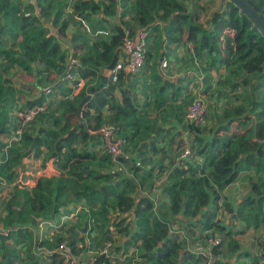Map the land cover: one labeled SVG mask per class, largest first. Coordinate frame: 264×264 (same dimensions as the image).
<instances>
[{"label":"trees","instance_id":"16d2710c","mask_svg":"<svg viewBox=\"0 0 264 264\" xmlns=\"http://www.w3.org/2000/svg\"><path fill=\"white\" fill-rule=\"evenodd\" d=\"M223 1L222 8L213 11L203 26L198 22V11L189 10L183 0H121L120 24L109 27L110 31L105 36L97 34L99 31H95L97 27L89 17L101 6L105 16L117 15V0H82L72 4V14L87 21L91 34H97L90 36L88 33V36L84 33L86 38L81 47L85 52L80 57V66L76 68L81 78H89L95 85L87 91L81 90L72 99L61 101L59 115L48 117L47 110L37 116L22 130L19 140L8 148L3 140L16 129L9 128V116L5 113L13 93V81L7 75V69L18 65L31 73L32 63L38 62L43 66L40 73H44L47 79L51 75L56 78L64 71L67 52L62 50L60 42L49 34L36 15H20L17 7L7 11L10 0L0 2V9L2 4H6L5 16L10 19L11 26L19 30L14 40L20 37L9 46L0 39V184L1 180L13 182L15 168L22 159L30 154L38 156L42 149H45L43 165L51 161L59 170L55 183L52 182L53 177L40 178L31 191L14 185V191L5 204L9 219L3 225V229L9 228L10 231L7 234L0 231V264H65L64 258L57 253L42 256L34 251V247L53 249L61 242H67L80 264H110L111 258L105 254L96 253L90 263L80 257L83 252H94L86 242L87 233H82V228L79 229V238L69 234L66 240L56 237L51 241H36L32 228L37 225V219L54 221L60 218V209L69 203L68 196L82 200L83 209L78 215L86 213L89 225L92 214L95 217L92 222L94 229L107 242L121 241L114 248L115 256L127 254L126 250L135 246L138 253L135 261L139 259L137 262L142 264H201L203 257L191 252L188 243L203 238L199 234L206 230L216 233L215 227L227 232L215 221L222 198L221 190L234 183L244 172H251L250 192L241 197L235 206L223 200V207L229 215H236L232 221L237 220L244 229L264 230V35L234 3ZM247 1L264 18V0ZM45 11L41 8L43 14ZM126 17H130L136 27H149L150 31L153 26L159 29L155 24L162 25L169 42H179L183 38L189 44L191 59L199 61L205 71L223 69L226 72L224 85L234 88L243 85L237 96L239 102L219 112V125L207 140L200 134V127L184 121L185 112L183 117L176 114L182 130L194 136L191 147L193 151L196 149L194 153L202 160L199 164L194 162V165L185 160L169 162L173 166L169 173L171 181L161 189L168 197V215L160 214L162 206L155 210L151 200L140 193L145 183L150 186L148 191L151 192L153 178L168 170L167 166L157 164L143 170L134 164L130 168L132 176L121 170L103 171L112 165L113 160L100 149L99 127L104 123L113 124L127 142L137 144L138 131L133 128L142 120L128 96L124 95L121 101L116 98L119 79L112 81L102 74V69L111 68L118 59L123 28L133 29ZM5 24L0 23L1 30L5 29ZM52 24L57 25L58 21L54 20ZM66 26V21L61 22L58 31L63 34ZM80 37L78 35V41ZM13 46H18L20 54L14 52ZM243 78L247 82L240 84ZM153 79L158 104L168 98L174 100L182 93V86L177 83L166 80L159 84L162 78L155 73ZM87 95L91 97L80 113L84 126L80 123L77 108ZM45 96L41 94L27 105L45 101ZM185 98L188 99V96ZM196 140L198 144L195 146ZM96 144L99 149H95ZM118 161L130 162L123 156ZM176 222L184 224L182 231L188 234L187 240L171 232ZM19 226L25 228L17 229ZM235 247L238 248L237 245ZM211 251L213 264L229 263V260L220 258L222 242L212 247ZM239 255L252 257L251 264L264 260V252L260 256L244 252ZM236 259L238 257L235 256Z\"/></svg>","mask_w":264,"mask_h":264},{"label":"rangeland","instance_id":"374dc122","mask_svg":"<svg viewBox=\"0 0 264 264\" xmlns=\"http://www.w3.org/2000/svg\"><path fill=\"white\" fill-rule=\"evenodd\" d=\"M4 0H0V2H2ZM29 1L31 0H10V3L6 6L7 11L11 8V7H17L19 14L20 15H25V11L28 14H33L34 11L31 10L30 5L32 3H29ZM96 1V0H95ZM187 6L189 8L195 9L198 11L199 15H200V19H199V23L203 26H205V22L208 18H206V16H210V14L217 10V9H221L222 6L224 5V1L223 0H183ZM75 2H82V0H74L73 4ZM121 2V0H120ZM119 2V3H120ZM42 3V5H41ZM41 8H44L46 11V15L42 16L44 17V20H40L42 22V24L45 26L47 24V21L45 20H49V16L51 15V10H52V6H51V0H41ZM61 3L58 2V4ZM71 2H69L70 4ZM121 4V3H120ZM6 4H2L1 5V9H0V23H3L6 25L5 29H0V39L5 40L7 46L11 45L14 41L16 42V40L18 41L20 39V37H17L16 40H14V35L15 33H19V30L16 27L11 26L10 24V19L8 17H6V8H5ZM50 5V6H48ZM73 5H71V12L73 13ZM25 8V9H23ZM41 12V11H40ZM53 12V11H52ZM76 16V15H75ZM63 22V21H61ZM58 23L57 24V28L59 27V25L61 24ZM87 24V22H86ZM117 24V23H116ZM88 25V24H87ZM46 27V26H45ZM108 30H110V28H107ZM81 32V31H79ZM77 35L81 36L80 40L78 42H80L81 45H83L84 43V35L83 33H77ZM161 35V33H160ZM159 33L156 31L150 32V38H153V41L155 42V40H158V42H161L162 40L159 38ZM14 52L17 54H20V50L18 48V46H13ZM80 50L81 46H80ZM75 51V50H74ZM72 51L70 52V55L68 56L67 61L69 60L70 57H74L78 63H80V57L82 56V52L84 51ZM147 50V52L149 53L150 57H151V51ZM148 55V54H147ZM0 56V63L2 62ZM20 57H24L23 55H20ZM33 64V63H32ZM37 65V69H36V73L34 72L33 68H32V72L30 73V71L28 70H24L23 68H21L18 65H13L12 67H9L7 69V75L10 76L12 78V85H14L13 88H17V86H19L20 84H25L23 83L24 81L27 80H31V78H33V85H30L31 87L29 88H20L21 90L19 91V93L17 95H19V104L15 107H11L9 108L11 104L15 103L12 102L10 100H8L7 105L8 108L5 109V113L8 116H12L14 117L13 114H15V112L19 109L22 108L23 106H25L26 104V100L24 101V99L30 98V100H35L37 99L41 94H44V89L49 86L52 85L56 82V80L58 79V77L54 78L52 77V75L50 76V79H47V77L45 76L44 73H40L39 71L43 70V66L42 69L39 70L38 69V64ZM148 67V66H147ZM145 68V66H144ZM144 68L141 70L142 73H144ZM200 68V67H199ZM0 69H2V67H0ZM140 71V72H141ZM183 71V67L182 65L178 64V62H171V64H169V67L166 70V74L167 72L171 73V74H178L180 72ZM4 72V71H3ZM2 72V73H3ZM201 72V74L199 73ZM199 75L203 76L206 80V84H202V87H196L193 90H191V93L188 94V99L183 97L181 99H179V103L181 104L180 106H178V108H182L184 107L182 110L185 111L187 105L189 104V102H191V100L194 97H201L204 102L206 103L207 106V114L205 117V122L203 123V125L200 127L201 128V135L203 137L204 140H207L210 138L211 134H212V130L217 128L219 125V120H218V116H219V112L228 106H232L236 103L239 102V99H237L238 93H240L243 89V85H240V87L238 88H234L232 85H224L223 83V78L226 75V72L223 69H220L219 71H214V72H208L205 71L204 67H201L199 69ZM61 76V75H60ZM199 76V77H200ZM34 77H36V80L34 79ZM197 81H199L197 79ZM234 80L230 83L233 84ZM240 84H244L245 82H247V79L243 78L240 80ZM94 85V82L89 81L88 83H85L83 86V89L87 90L89 89L91 86ZM45 95V94H44ZM47 95V94H46ZM186 94L184 93L185 96ZM50 94L48 95L49 98ZM35 98V99H34ZM131 101V100H130ZM132 103V101H131ZM62 111V106H61V101H59L58 99H56L54 102L52 101V104L49 106V109L47 111L48 117L52 114L53 116H57L60 114V112ZM13 122V121H11ZM37 125L39 124V121L36 122ZM11 125H13V123H11ZM16 124L14 125V127H11V130L15 129ZM129 131V130H128ZM127 133L128 132H124ZM151 132L148 131H138V137H137V144L139 143H147V140H150L151 138ZM168 138L169 141H172L173 143V147L169 148V153H171V155L173 156V159L175 160L174 163H176V160L180 161V156L181 153L183 151L184 148V144L183 141L181 140L180 134L178 133H173V132H169V135H166L164 138ZM190 138L194 139V136L190 133ZM166 138V139H167ZM165 139V146L166 147L168 144V140L166 141ZM173 139V140H172ZM191 139V140H192ZM3 140V139H2ZM6 140V139H5ZM188 140V139H187ZM4 141V140H3ZM188 144H191V142H188ZM196 143L198 144L197 140L195 141V146ZM137 144H135L134 146H136ZM132 146V145H131ZM95 149H99L98 144L95 145ZM126 151L127 150L126 148ZM193 151V150H192ZM194 152L196 153V149H194ZM127 153V152H126ZM195 155V157L197 158L198 156ZM42 154V153H41ZM32 156H30V161L20 164V166L18 165L15 170H16V178L13 182L8 183V182H4L3 180H1L2 184H0V227L3 228L4 223L7 222V220L9 219L6 211H5V204L7 199L10 197V195L12 194V192L14 191V185H18L19 188L22 189H26L28 191H31L32 188H34V186L36 185L37 180H39L40 178H52V182L55 183L56 179H57V175H59V170H57L53 164L49 161L46 162L45 165H43V155H38L35 156L33 154H30ZM128 155V154H126ZM199 159H196V163L199 164L202 160V157L199 156ZM126 160H130V158L126 159ZM157 160V159H156ZM181 162V161H180ZM120 163L118 160L117 161H112V165L107 167L106 169H103V171H111V172H116L119 168H121V163H123V166L126 170H128L129 172L131 171L130 168L131 166H133L136 163H132L131 160L129 163H125V162H121ZM183 163V162H182ZM133 164V165H130ZM161 164V163H159ZM165 166L168 167V170L164 171L162 174H159V178L157 181L154 182V186L152 187V189L154 187H157L160 189L164 188V186L168 183H170V172L173 169V166L171 167L169 163L164 164ZM175 166V165H174ZM251 176V172H244L242 173L238 179L232 183L231 185H229L228 187L224 188L223 190H221V195L222 198L219 201V210L217 211L216 217H215V221L218 222V224L220 226H224L226 231H229V235L227 234V232H221V230H219L217 227H215V229L217 230L219 236H221L222 238V253L220 255V258H222L223 260H231L233 259L236 255V257H238V259H234L233 262L228 261V264H234L235 262L238 263H245V264H251V262H253L251 260L252 257L249 258L248 261H244V259H242L241 255L239 254H243L244 253H249L250 255H261L264 252V230L262 228L260 229H244L243 225L239 222V223H235L234 221H232V216L231 214L229 215V213L227 211H225L224 207H223V200H226L227 202H229L232 206H235L237 201L247 195L250 192V177ZM146 189L144 190V192H149L148 189H150V186L146 185L145 187ZM53 189V187L51 188ZM161 191V190H160ZM164 200H162V207L160 210V214H166L168 215L167 212V204H168V197L166 195H164ZM68 201L69 203L62 207L60 209L61 213L67 212L68 213L71 212V209L76 208L77 206L81 207V209H83L82 206V200H77L72 196H68ZM85 211V208H84ZM86 212V211H85ZM90 216V215H89ZM168 217V216H167ZM95 218L92 214H91V224L87 225L88 228L86 227L85 231H82V233H87L85 239L87 241L88 244H90L91 249H93L95 252L98 253V251L100 250H105L108 254L110 252H112V255L109 254L110 256H114V248L117 244H119L120 242H118V240L115 243L110 244L109 242H107L104 239V236L100 235L96 229H94V224L92 223L94 221ZM52 221V220H51ZM86 223V213H81L76 217H72L71 220L68 221V223L59 231L60 233H64V234H60L59 238H62L60 240H66L68 236L67 234L73 235L74 237H78L79 238V229L85 227ZM174 226L178 229L181 230V232H183V234L185 236H188V234L186 233V231H182L184 229L183 226L184 224H180L178 222H176L174 224ZM59 230V229H58ZM44 232L46 233V235L50 232L47 227L44 229ZM216 232V233H217ZM224 233V234H223ZM203 234H199L200 237H202ZM121 239V238H120ZM238 246V248H236L235 246ZM135 246L129 247L128 250H126V252L128 253V255L130 254L129 257L125 258L124 260H122V254H118V257L114 259V261H110V264H142L140 261L137 262L139 259L135 258L138 257V253L136 251H134ZM239 249V250H238ZM131 251V252H130ZM238 251V252H237ZM136 253V255H135ZM239 255V256H238ZM42 259H44V257H41ZM47 260V259H46ZM122 260V261H121ZM264 261V260H263ZM263 261H259L257 264H263ZM44 264H47L44 263Z\"/></svg>","mask_w":264,"mask_h":264},{"label":"crops","instance_id":"0c3cea01","mask_svg":"<svg viewBox=\"0 0 264 264\" xmlns=\"http://www.w3.org/2000/svg\"><path fill=\"white\" fill-rule=\"evenodd\" d=\"M60 1H61V3L58 4V2H60ZM117 1H118V8H117L118 14L117 15L105 16V14L103 13V7L102 6L98 12L90 15L89 20H91V21L93 20L94 27L95 26L97 27L95 31H99V32H97V34L105 36L110 31L107 28L113 27L117 24H120L119 13L122 10H121V6L119 5L120 0H117ZM69 2H71V3L69 4ZM73 2H74V0H51V6H52L51 15L48 17L49 20H45V21H47V24L45 26L49 30V34L55 36L56 39L60 42L62 50L67 52L66 57H65L66 62H67L68 56L70 55V52H72L74 50L78 51V52L79 51L85 52V50L82 47H81V49H83V50H80L81 44H80V42H78L77 33L82 32L84 36H85L84 33H86L87 35H88V33L89 34L91 33L90 31L89 32L87 31V30H91L90 24L87 21L80 19L78 16H75L72 14L70 6L73 4ZM29 3H32L31 4V6L33 7L32 11H34V13L32 15H36L40 20L43 21L44 17H42V16L46 15V13L43 14L42 12H40L41 11V5H42L41 0H31V1H29ZM40 3H41V5H40ZM23 9H25V8H23ZM188 9L191 10L192 8L188 7ZM26 11H25V15L28 14ZM57 14H59L58 17H56ZM206 18H209V17L206 16ZM101 19H104V20L97 24L96 22H98ZM199 19H200V17H199ZM54 20L58 21V23H60L61 21L67 22V26L64 29L63 34L58 31L57 25L52 24V21H54ZM125 20L129 21L131 27L136 28V25L134 24V22H132L130 17H126ZM86 22L88 25L86 24ZM155 26H157L159 29L156 30V28L154 29V26H153L152 30L158 32L159 35L161 33L159 38L162 41L158 42V40H159L158 39V40H155V42H154L153 38H150V34H149L146 52H147V50H150L151 52L150 51L149 52L151 53V57H150L149 53L147 52L148 55L146 54L145 64H144L145 68L143 67L144 73H142V71H141L138 74H136L135 76H129V75L122 74L118 80V87L115 90V96L118 100L121 101L124 95L128 96L129 100L132 101L133 106L137 109L139 114L142 116V120L138 121V124H136L133 129H135L136 131H145L146 130V131L152 133L151 138H150V140H147V143H143V144L139 143L136 146H134L135 145L134 143L130 144L129 142H127V145L124 148L123 157H125V159L130 158L132 163H136V165L141 166L143 168V170H149L152 165H157L159 163L164 165L166 163H169L170 161L175 162V160L173 159V156L171 155V153H169V150H168L169 148L173 147V144H172L173 142L168 140L169 137L168 138L166 137L167 139L164 137L166 135H169V132H173V133L180 134L181 140L183 138L182 134L185 131L182 130L181 124L178 122L176 114L177 115L180 114L179 116H182L184 114V112L186 111V109H185V111H183L182 109L184 107H182L181 109L178 108V106L181 105L178 100L183 98V97H187L188 94L191 93V90H193L194 88L202 87L203 83L206 84L205 78L203 76L199 75V73L201 74V72H199V69L201 67H203V65L199 64V61L197 62V60L191 59L190 52H189V44L186 43L183 40V38L179 42H169L167 40V38H165L163 26L158 25V24H155ZM99 28H104V30L99 29ZM152 30L150 32H152ZM79 31H81V32H79ZM97 34H94V36ZM90 36H92V35L90 34ZM84 52H82V53L84 54ZM21 58L24 59V57H21ZM162 59H166L168 61L167 68L169 67V64H171V62L173 61V62H178V64L182 65L183 71L178 73V74H171L169 72H167V74H166L167 68H165V69L160 68V62ZM36 64H38L39 70L42 69V66H41L42 64H40L38 62L33 63L32 68H33L35 73H36V69H37ZM78 66H80V64ZM76 68L74 70V72L76 73V80L75 81H72V80L58 81V79L60 78V76H59L58 79L56 80V82L53 84L49 98H48L49 94H47L45 96L46 100L48 101L49 106L52 104V101L54 102L56 99H58L59 101L67 100V99H65V96L69 92L73 93V97L76 96L81 90H85V89H83V86L85 83L92 81L89 78H87V79L81 78L80 75H78ZM107 70H108V68L102 69V71H103L102 74L107 76V74L105 73V72H107ZM209 72H214V71H209ZM154 73L159 75L162 78L159 84H162V82H165L167 80V81L173 82L175 84L177 83V84L181 85L182 86V93L180 94V96H178L174 100H171L170 98H168L166 100H162V103L158 104L157 101L155 100L156 85H155V82L153 79ZM34 79L36 80V77H34ZM197 79L199 81H197ZM32 82H33V78H31V80L29 79L27 81H24L23 83H25V84H22V85L20 84L19 86H17V88H13L14 85H12L13 93L9 97V100L12 102H15V103L9 105L10 107H13V106L16 107L20 103L19 102L20 100L18 98L19 95H17L19 93V91L21 90L20 88H29V87H31L30 85L34 84ZM76 82H78V83L76 86H74V84ZM94 85H95V83H94ZM184 93L187 96H182V95H184ZM24 101L26 102L25 103L26 105L23 106L22 108L27 107L28 102L32 101V100H30V98H28V100L24 99ZM106 113H107V111H106ZM8 115H10V114H8ZM13 115H14V117H12V116L8 117L7 125L10 126L9 128L11 129V127H14V125L16 124L15 129H17L18 120H17L15 114H13ZM11 121H13V122H11ZM11 123H13V125H11ZM7 138H4V141ZM165 139H166V141L168 140V143H167L168 145L166 147H164L166 144ZM126 148L129 151H126ZM157 149L160 151L157 152ZM44 152H45V149H42V152H41L42 154L40 153V155H44ZM126 154H128V155H126ZM30 156H32V155H28L27 157H24L20 164L29 162ZM130 160H128V161H130ZM177 161L178 160H176V162ZM194 161H195V159H194ZM120 163H118V164H120ZM130 165H133V164H130ZM118 170L123 171L128 176H132V172H129L128 170H126L123 166V163H121V168H119ZM159 176L156 178L155 177L153 178L152 186H154V182L158 180ZM146 185H148V184L145 183L144 187H142L143 190L146 189L145 188ZM157 189L159 190V188H157ZM161 195H162V199H160L161 204L159 206H162V203H163L162 200H164V197H165L162 192H161ZM78 207L79 206H77L76 208H78ZM75 209H73L72 212ZM72 212L62 213L61 217L58 218L57 220H54V221L48 220V221H51L54 224L58 223V221H60L62 216H64L65 214L69 215ZM76 216H78V213ZM71 219L72 218L67 219L64 222L63 226H61L59 228L54 227V225L51 227L46 226L47 229L50 231L47 235L44 232L46 239L51 241V240L55 239L56 237H59L60 234L61 235L64 234V233L59 234V231ZM234 222L239 223L237 220H235ZM0 228H2V227H0ZM87 228H88V226H87ZM67 235H69V234H67ZM102 251H105V250H102ZM96 253L97 252H95V251L94 252L88 251L86 253L83 252L80 254V257L83 258V260L85 262L90 263L92 260V257ZM106 254L112 255V252H110L109 254L106 252ZM234 256H236V255H234ZM110 257L112 258V261H114V259L117 258L118 256L114 255V256H110ZM241 258L244 259V261H248L250 257H245V258L241 257ZM234 259H235V257L229 261L233 262ZM234 264H237V262H235Z\"/></svg>","mask_w":264,"mask_h":264},{"label":"built area","instance_id":"2783aa9c","mask_svg":"<svg viewBox=\"0 0 264 264\" xmlns=\"http://www.w3.org/2000/svg\"><path fill=\"white\" fill-rule=\"evenodd\" d=\"M122 10V9H121ZM89 32V30H87ZM91 34V33H90ZM150 34V28L148 27H136V28H123V38H122V46L121 52L118 56V59L114 63V65L105 72L108 77L111 78L112 81H116L120 78L122 74L135 76L138 74L144 67L145 58H146V49L148 45V38ZM92 36L94 34H91ZM78 61L74 57H70L69 60L64 65V71L61 74L58 81L63 80H76V73L74 72L75 68L79 65ZM168 66V61L166 59H162L160 62V68L165 69ZM103 73V71H102ZM78 82L74 84L77 85ZM52 85L47 86L44 89V94H50ZM73 93L69 92L66 94L65 99H72ZM48 101H42L40 103L33 104L31 106H27L24 108H19L15 112V116L18 120V128L15 132H13L9 138H7L5 142V147L8 148L11 146L13 142H16L20 138V134L22 130L30 124L37 116L46 112L48 110ZM207 114V106L204 100L201 97H194L191 102L187 105L184 121L190 125L201 127L205 122V117ZM97 134L99 137V146L105 153L111 156L113 161H117L120 157L124 155V148L127 144L126 138L120 136L118 133V129L115 125L110 123L102 124L97 130ZM183 144L184 148L180 156V160H185L194 165L196 162V158L194 155V151H192L190 133L185 131L183 134ZM188 139V140H187ZM195 159V161H194ZM140 193L145 197L149 198L153 203L154 209L156 210L161 204L160 199H162L161 192L157 189V187L153 188L151 192H144V190L140 189ZM81 207L76 208L71 214L64 215L58 221V223H53L48 220L37 219V225L32 228L34 231L35 239L37 242H41L43 239H46L44 234V228L46 226L61 227L67 219L72 217H76L77 213H79ZM29 227V226H28ZM25 228V226H19L17 229ZM0 231L4 234H7L10 229L0 228ZM171 232L177 233L181 239H186V237L178 230L174 225H172ZM203 238L197 239L193 243H188V249L194 254L201 255L203 257V261L201 264H213V255H212V247L221 244L222 238L217 235V233H213L210 231L203 232ZM34 251L42 256H48L53 253H57L64 258L65 264H80L78 258L74 255L71 247L67 244V242H61L56 245L53 249L34 247ZM134 251L137 252L136 249ZM131 252V251H130ZM98 254H106V251H100ZM136 255V253H135ZM130 254L122 255V259L129 257ZM101 264H105L102 262Z\"/></svg>","mask_w":264,"mask_h":264},{"label":"water","instance_id":"95a60500","mask_svg":"<svg viewBox=\"0 0 264 264\" xmlns=\"http://www.w3.org/2000/svg\"><path fill=\"white\" fill-rule=\"evenodd\" d=\"M234 3L241 11V13L245 14L254 24V27L259 29L260 32L264 35V18L256 11V9L247 1V0H229ZM90 95L85 96L78 105L77 115L80 118V123L85 126L84 120L81 118V110L86 102L90 99ZM233 218L236 219V215L233 214ZM87 224L83 228V231L86 230Z\"/></svg>","mask_w":264,"mask_h":264}]
</instances>
